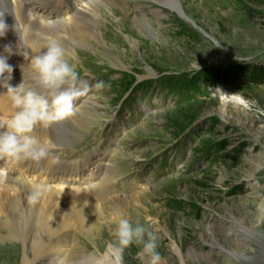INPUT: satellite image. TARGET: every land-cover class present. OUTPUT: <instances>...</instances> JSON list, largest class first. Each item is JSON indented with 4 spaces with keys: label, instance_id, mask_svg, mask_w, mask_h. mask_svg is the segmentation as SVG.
Masks as SVG:
<instances>
[{
    "label": "rangeland",
    "instance_id": "rangeland-1",
    "mask_svg": "<svg viewBox=\"0 0 264 264\" xmlns=\"http://www.w3.org/2000/svg\"><path fill=\"white\" fill-rule=\"evenodd\" d=\"M106 1L117 15L99 4L102 40L87 33L80 42L89 50L74 46L75 56L65 55L85 72L79 77L96 80L84 95L94 110L56 133L61 145L78 137L71 159L108 154L101 160L113 179L107 199L128 206L115 217L105 203L89 206L90 228L71 231V245L97 259L123 216L153 232L161 264H264V84L239 91L199 84L181 100L157 84L129 92L146 80L191 84L202 74L264 65V0H181L186 19L150 1ZM138 19L148 27L135 26ZM72 149L58 146V155ZM141 248L125 249L123 264H147ZM13 251L0 253V264H17Z\"/></svg>",
    "mask_w": 264,
    "mask_h": 264
},
{
    "label": "bare ground",
    "instance_id": "bare-ground-1",
    "mask_svg": "<svg viewBox=\"0 0 264 264\" xmlns=\"http://www.w3.org/2000/svg\"><path fill=\"white\" fill-rule=\"evenodd\" d=\"M129 1L132 3L140 0ZM141 1L153 2L159 9L186 19L181 0ZM104 2L105 0H0V20L8 26L4 35L0 36V55H7L4 52L6 45L11 47L12 55L9 56L8 63L13 67L10 79L8 74L0 76V120L8 118L12 113L10 94L6 92L4 85L16 87L23 82L26 89L40 90L33 78L35 74L29 62L32 56L43 51L42 48L49 37L59 40L67 56H75L74 46L88 49L87 45L80 42L81 38L88 34L92 38L95 36L94 38L102 40L101 32H96L100 20L105 22L102 13L99 15V4H103L102 8L105 10L109 9L113 16L117 15L112 9L113 3L106 1L105 5ZM159 9L157 11H161ZM133 23L135 26L148 27L147 23L140 19ZM105 29L104 35H107L109 28ZM68 34L74 37L70 41ZM99 42L96 44H104ZM83 73L85 72L78 71V74ZM80 86L83 87L84 83ZM83 96L74 101L71 116L47 128L37 127L34 130V135L42 141H47L51 156L58 157L55 162L51 156L38 163L0 158V253L8 256L16 250L17 264H94L96 258L76 253L74 243L71 245V231L77 226L86 232L90 228L84 218L86 213L83 212L88 210L89 206L105 203L109 207L107 212L113 217L118 216L128 206L123 199H107L110 191L114 190L111 189L113 179L108 177L112 174L106 175L109 168L106 169L101 160L107 158L108 154L94 149L92 154L81 155L76 161L70 158L76 157L74 149L79 144L72 147V142L77 143L78 137L70 141V145L60 144L63 142L57 136L56 126H76L84 118L90 117L89 111L94 107L92 108L93 105ZM58 146H70L73 149L70 153L61 150L60 157ZM102 166H105V170ZM30 182L47 183L52 186V191L39 203L29 204L26 198ZM95 222L97 226L98 222ZM1 224L8 232L2 231ZM93 229L95 239V233L100 229Z\"/></svg>",
    "mask_w": 264,
    "mask_h": 264
},
{
    "label": "clouds",
    "instance_id": "clouds-1",
    "mask_svg": "<svg viewBox=\"0 0 264 264\" xmlns=\"http://www.w3.org/2000/svg\"><path fill=\"white\" fill-rule=\"evenodd\" d=\"M7 25L0 20V36L7 30ZM217 44L215 47H219ZM43 51L32 56L30 66L39 91L26 89L23 82L16 87L4 85L9 93L12 113L0 120V158L11 160H31L40 162L51 156L47 141H42L34 130L47 128L73 114L74 101L84 94L87 85L81 87L76 68L65 58V49L55 37L46 40ZM41 49V50H42ZM7 55H0V76L8 74L11 78L13 67L8 63L12 49L4 47ZM197 65V64H196ZM198 67V65H197ZM199 68V67H198ZM97 82L96 88H101ZM53 162L58 157L51 156ZM52 186L47 183H29L27 202L35 205L47 198ZM113 241L98 254L94 264H123V254L133 243L142 245L137 254L141 261L147 257V264H161L162 257L157 251V238L145 225L133 224L121 216L112 231Z\"/></svg>",
    "mask_w": 264,
    "mask_h": 264
},
{
    "label": "trees",
    "instance_id": "trees-1",
    "mask_svg": "<svg viewBox=\"0 0 264 264\" xmlns=\"http://www.w3.org/2000/svg\"><path fill=\"white\" fill-rule=\"evenodd\" d=\"M195 82L185 84H173L165 83L164 85L171 92H175L178 99H183L188 93L197 94L200 91V87L208 84H218L227 89H234L239 91V85L252 84L263 85L264 84V65L261 64H241L234 68H228L224 71L217 72L215 74H202L200 77L194 80ZM162 82V81H160ZM199 84L201 86H199ZM189 97V96H188Z\"/></svg>",
    "mask_w": 264,
    "mask_h": 264
}]
</instances>
